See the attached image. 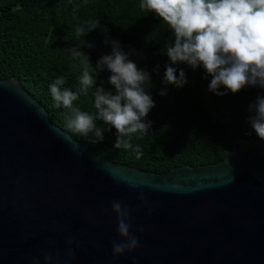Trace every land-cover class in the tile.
Returning a JSON list of instances; mask_svg holds the SVG:
<instances>
[{
    "label": "water",
    "instance_id": "obj_1",
    "mask_svg": "<svg viewBox=\"0 0 264 264\" xmlns=\"http://www.w3.org/2000/svg\"><path fill=\"white\" fill-rule=\"evenodd\" d=\"M113 200L139 239L115 259ZM46 253L59 264H264V140L150 172L98 156L17 78H0V264H46Z\"/></svg>",
    "mask_w": 264,
    "mask_h": 264
},
{
    "label": "trees",
    "instance_id": "obj_2",
    "mask_svg": "<svg viewBox=\"0 0 264 264\" xmlns=\"http://www.w3.org/2000/svg\"><path fill=\"white\" fill-rule=\"evenodd\" d=\"M139 3L140 0H0V78H17L45 106L53 123L98 156L150 172L162 173L184 164L215 163L248 138L260 139L248 123L249 115H254L248 109L258 96H264V88L246 86L237 93L216 95L209 91L211 76L203 67L193 70L184 63L173 66L178 69L177 75L179 69H184L188 83L180 88L165 85L163 74L170 61L163 50L167 43L174 42V34L155 13L140 10ZM89 19H98L99 26L77 37V25ZM111 40H118L128 58L146 70L151 79L152 86L146 92L155 106L145 117L151 126L146 135L132 137L133 146L139 144L142 149L140 159L131 150L113 147L116 130L103 121L96 123L105 129L104 139L95 144L91 143V134L73 133L61 115L67 110L56 108L50 94L49 85L59 77L66 81L63 87L77 91L82 61L88 56L95 68L102 56L111 54ZM73 47L86 55L73 58L67 50ZM110 75L106 68L95 75L88 94L81 93L73 105L94 114L95 87L115 92L108 82ZM163 89L166 94L160 95ZM219 91H225L224 87Z\"/></svg>",
    "mask_w": 264,
    "mask_h": 264
},
{
    "label": "clouds",
    "instance_id": "obj_3",
    "mask_svg": "<svg viewBox=\"0 0 264 264\" xmlns=\"http://www.w3.org/2000/svg\"><path fill=\"white\" fill-rule=\"evenodd\" d=\"M138 7L162 18L174 34V42L167 43L163 50L170 61L163 74L165 85L180 88L188 83L184 69H179L177 75L178 69L173 66L184 63L193 70L202 66L206 75L211 76L209 91L216 95L223 96L228 91L237 93L246 86L264 88V0H140ZM99 24L98 19H89L77 25L76 36H83ZM105 43H108L107 38ZM111 46V54L102 56L95 68L88 56L82 61L83 72L77 91L63 87L66 81L59 77L49 85L50 94L56 108L67 110L61 115L73 133L91 134V143L95 144L104 139L105 129L96 123L103 121L116 130L113 147L131 150L136 159H140L142 149L139 144L133 146L132 137L134 134L146 135L151 126V121L145 120L155 106L151 95L146 92V88L152 86L151 79L146 70L138 68L128 58L118 40H111ZM67 50L73 58L86 55L77 47ZM105 68L111 73L108 82L114 86L115 92L105 91L102 86L95 87L92 93L94 114L74 106L73 102L79 99L80 94L87 95L93 87L95 75ZM221 86L225 91H219ZM166 91L161 90L160 95H165ZM248 111L254 113L249 115L248 123L264 140V96H258ZM138 198L144 201V193L141 192ZM111 208L117 217V233L123 240L112 243L115 259L138 248L139 239L131 234V209L118 200L111 202ZM73 240L69 237L67 242L71 244ZM59 255L56 253L54 258L51 253H46V264H59ZM66 256L74 259L75 250L69 248ZM33 264H39V261L34 259Z\"/></svg>",
    "mask_w": 264,
    "mask_h": 264
}]
</instances>
